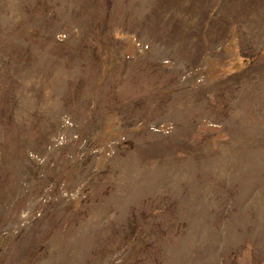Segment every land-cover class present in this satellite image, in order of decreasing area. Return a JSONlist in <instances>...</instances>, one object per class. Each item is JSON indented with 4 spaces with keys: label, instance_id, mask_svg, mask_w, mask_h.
Listing matches in <instances>:
<instances>
[{
    "label": "rangeland",
    "instance_id": "rangeland-1",
    "mask_svg": "<svg viewBox=\"0 0 264 264\" xmlns=\"http://www.w3.org/2000/svg\"><path fill=\"white\" fill-rule=\"evenodd\" d=\"M0 264H264V0H0Z\"/></svg>",
    "mask_w": 264,
    "mask_h": 264
}]
</instances>
